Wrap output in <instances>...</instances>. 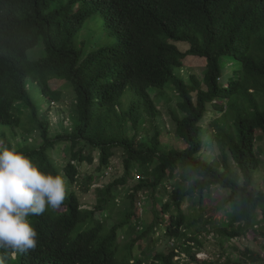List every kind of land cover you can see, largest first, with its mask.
I'll return each mask as SVG.
<instances>
[{
	"label": "trees",
	"instance_id": "16d2710c",
	"mask_svg": "<svg viewBox=\"0 0 264 264\" xmlns=\"http://www.w3.org/2000/svg\"><path fill=\"white\" fill-rule=\"evenodd\" d=\"M40 43L45 55L31 59ZM226 57L238 66L225 64ZM188 64L201 65V75H181ZM52 80L69 85V102ZM160 104L173 129L160 127ZM33 131L41 142L31 140ZM260 134L264 0H0V148L15 147L42 171L64 177L69 209L50 227L79 231L57 264H178L183 253L215 264L195 254L211 228L222 245L253 235L264 245ZM60 143L64 165L53 155ZM119 150L123 174L99 189L93 209L82 208L75 184L89 188L96 177L79 166L94 163L97 151L102 171ZM217 189L225 195L216 212L228 207L221 221L205 215ZM149 200L154 219L147 224L141 215ZM108 217L117 219L112 227ZM120 228L127 229L122 241ZM163 238L169 251L156 247ZM7 255L3 264H29ZM259 262L263 251L248 245L224 264Z\"/></svg>",
	"mask_w": 264,
	"mask_h": 264
},
{
	"label": "clouds",
	"instance_id": "9594fccd",
	"mask_svg": "<svg viewBox=\"0 0 264 264\" xmlns=\"http://www.w3.org/2000/svg\"><path fill=\"white\" fill-rule=\"evenodd\" d=\"M67 194L62 175L42 171L15 147L0 148V256L57 264L79 231L72 224L50 227L55 217L67 214Z\"/></svg>",
	"mask_w": 264,
	"mask_h": 264
},
{
	"label": "rangeland",
	"instance_id": "374dc122",
	"mask_svg": "<svg viewBox=\"0 0 264 264\" xmlns=\"http://www.w3.org/2000/svg\"><path fill=\"white\" fill-rule=\"evenodd\" d=\"M94 33H95V29H94ZM45 53H46L45 45L43 43H40L36 48L31 49L29 51V56L31 59H39L40 57H43L45 55ZM224 63L229 64V65L233 64L234 67L238 66V62L231 59L230 57H226L224 60ZM202 69H203V67L201 65L188 64L187 66H185L184 69H182L180 71V74L181 75L184 74L185 76H189L191 73H198L199 75H201ZM51 85L53 88H57L58 86L63 88L64 89V92H63L64 93V99L68 102L70 101V99L73 95V92L71 91V88L69 87V85L64 86V83H61L60 81H57V80H52ZM154 94H155V91H151V95H154ZM174 94H176V93H174ZM174 103H176V102H173V104ZM60 105H61V103H59V102L55 103L52 110H51V113H52L51 119L54 122L59 119V117L57 116V114L55 112L57 111V109L60 108ZM62 105H63V107L61 109L68 111V105L69 104L67 102H64ZM159 106L161 107L162 112H163V115L161 116V118L158 121L161 124L160 127L164 126V128L167 127V128L173 129L172 120H171V116H170V110L165 105L160 104ZM31 136H32L31 140L36 139L38 142H41L40 134L38 131H33ZM261 136H262V140H263L264 136L263 135H261ZM10 138L12 139V136ZM14 140L18 143H22L21 136L14 137ZM163 140L164 141H172L173 140L172 135H164ZM176 144H178V142H176ZM62 145H63V143H60L58 146H56L53 149V155L59 161L60 164L64 165V164H66L68 159L65 157ZM88 151H89V149H87V152ZM206 151L209 155H215L217 148L213 147V145L212 146L209 145L208 148H206ZM121 152L122 151L119 150V152L113 157L112 166H110L107 169H103L102 171L98 170V167L100 164H99V154L97 153V151L94 152V155L96 156L94 163L85 162L84 164H81L79 166L82 175L88 176L89 174H95V177H96L94 179V182L90 183L89 188H87V187L83 188V185H84L83 181L75 184V188L79 193L83 208L93 209L95 207V203H96L97 199L100 196L99 189L103 188L104 186H106L108 184H111L117 177H120L123 174L124 168H123V163L121 160ZM259 177H264V171H263V174H260ZM263 179L264 178H261V179L259 178L257 183H260L261 186L264 187V180ZM132 184H134V183H132ZM119 188H121L120 189L121 196H124L125 193L127 192V188H124L123 185L120 186ZM224 195H225V193L219 189H217L213 192V196L215 197V199L207 205L206 212H205L206 216L215 215V220L221 221L222 217L225 216L228 207L226 205L224 208H222L221 210H218L217 212H216V207L220 206V204L224 203V200H223ZM189 204H190V202L188 200L184 201L183 207L186 211H188V209H189V207H188ZM129 206H130V203L128 201L124 202L123 206L119 208L120 213L123 210L128 209ZM103 214L104 213L102 211L97 210L96 217L98 219H101ZM259 214H260V212H259ZM141 216L143 218V222H145L147 224H150L153 221L154 213H153V208H152V200L147 201V207H146V209H144L143 214ZM116 221H117L116 217H108L106 219V223L109 227H112ZM210 231H212V232L210 234H208L207 237L205 238V243L202 246V248L197 250V252L195 253L196 255H198V257L202 258L203 260L213 259L215 261V264H224L226 258L230 257L233 259L234 262H236L237 259H240L241 251L243 250V248L247 247L248 245H251L254 248L260 249L264 253V245L260 244V242L263 239L262 236H259L258 239H255V240H254V235L248 236V237H242V238H233V240L227 241L224 243V245H222L221 241L219 239L215 238L214 233H213L214 231L212 228L210 229ZM126 232H127L126 228H120L118 230L119 240H121V241L124 240V238L126 236ZM159 232L161 233L162 230H160ZM147 241H145V242H147ZM166 243H167V240L163 238L161 240H158L156 247L158 249L169 251L170 247H168ZM171 244H172V240H171ZM150 245H151V243H150ZM146 246H147V244L144 245V249ZM153 249H154V251L157 250L154 247H153ZM135 251L139 253L138 248H136ZM175 260H176V262H178V264H205V263L200 262V261H196V260L193 261L190 256L186 255V253L175 256ZM254 264H261V263L259 262V263H254Z\"/></svg>",
	"mask_w": 264,
	"mask_h": 264
}]
</instances>
